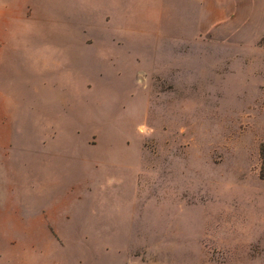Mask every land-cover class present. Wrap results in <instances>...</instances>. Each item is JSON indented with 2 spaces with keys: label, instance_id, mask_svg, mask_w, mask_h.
<instances>
[{
  "label": "rangeland",
  "instance_id": "1",
  "mask_svg": "<svg viewBox=\"0 0 264 264\" xmlns=\"http://www.w3.org/2000/svg\"><path fill=\"white\" fill-rule=\"evenodd\" d=\"M230 9L0 0V264H264V36Z\"/></svg>",
  "mask_w": 264,
  "mask_h": 264
},
{
  "label": "crops",
  "instance_id": "2",
  "mask_svg": "<svg viewBox=\"0 0 264 264\" xmlns=\"http://www.w3.org/2000/svg\"><path fill=\"white\" fill-rule=\"evenodd\" d=\"M215 1L218 3V0ZM220 1L235 14L231 17L233 29L247 32L255 41L264 36V0H224L225 4Z\"/></svg>",
  "mask_w": 264,
  "mask_h": 264
},
{
  "label": "bare ground",
  "instance_id": "3",
  "mask_svg": "<svg viewBox=\"0 0 264 264\" xmlns=\"http://www.w3.org/2000/svg\"><path fill=\"white\" fill-rule=\"evenodd\" d=\"M64 205V204H63Z\"/></svg>",
  "mask_w": 264,
  "mask_h": 264
}]
</instances>
